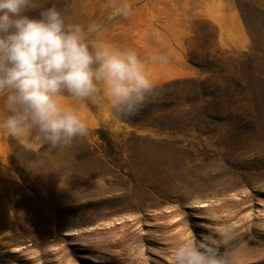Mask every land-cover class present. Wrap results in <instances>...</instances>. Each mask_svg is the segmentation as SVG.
Listing matches in <instances>:
<instances>
[{
	"label": "rangeland",
	"instance_id": "374dc122",
	"mask_svg": "<svg viewBox=\"0 0 264 264\" xmlns=\"http://www.w3.org/2000/svg\"><path fill=\"white\" fill-rule=\"evenodd\" d=\"M36 0L152 63L141 110L115 120L102 99L73 104L89 133L26 149L0 132V264H170L171 246L220 225L234 264H264V0ZM240 16L245 41L223 39ZM229 37H234L231 30Z\"/></svg>",
	"mask_w": 264,
	"mask_h": 264
},
{
	"label": "clouds",
	"instance_id": "9594fccd",
	"mask_svg": "<svg viewBox=\"0 0 264 264\" xmlns=\"http://www.w3.org/2000/svg\"><path fill=\"white\" fill-rule=\"evenodd\" d=\"M36 0H0V132L26 149L69 146L89 133L73 102L103 101L115 120L134 117L153 93L147 72L167 64L156 52L142 57L136 49L105 40L104 20H68L55 6L35 15ZM106 20L133 15L128 0H108ZM235 238L220 225L171 246L170 264H234L221 249Z\"/></svg>",
	"mask_w": 264,
	"mask_h": 264
},
{
	"label": "crops",
	"instance_id": "0c3cea01",
	"mask_svg": "<svg viewBox=\"0 0 264 264\" xmlns=\"http://www.w3.org/2000/svg\"><path fill=\"white\" fill-rule=\"evenodd\" d=\"M155 0H147V4L154 2ZM177 4H180L182 2H189V3H194V4H198L200 6L201 9L204 10V2L208 1L209 3H211L212 0H174ZM230 18L231 19H226V18H220L219 23L222 28V33L224 35L223 39L228 40V39H232V40H238V41H245V31H244V27L242 25V21L240 19V16L238 14H236V12L233 9H230ZM231 30V34L234 35V37H229L228 36V31Z\"/></svg>",
	"mask_w": 264,
	"mask_h": 264
}]
</instances>
